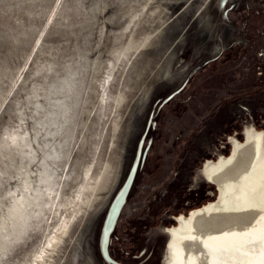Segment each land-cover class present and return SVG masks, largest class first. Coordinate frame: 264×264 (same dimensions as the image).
I'll list each match as a JSON object with an SVG mask.
<instances>
[{
	"label": "rangeland",
	"instance_id": "obj_1",
	"mask_svg": "<svg viewBox=\"0 0 264 264\" xmlns=\"http://www.w3.org/2000/svg\"><path fill=\"white\" fill-rule=\"evenodd\" d=\"M222 1L0 0V167L12 173L0 188V215L10 201L2 191L18 194V173L29 170L34 180L47 164L63 190L55 218L0 264L58 263L202 20ZM13 135L26 140L34 162L21 159ZM87 174L95 184L78 198Z\"/></svg>",
	"mask_w": 264,
	"mask_h": 264
},
{
	"label": "water",
	"instance_id": "obj_2",
	"mask_svg": "<svg viewBox=\"0 0 264 264\" xmlns=\"http://www.w3.org/2000/svg\"><path fill=\"white\" fill-rule=\"evenodd\" d=\"M201 154L218 192L206 183L212 195L175 207L184 181L161 191L165 179L177 163L193 175ZM170 212L188 215L176 225ZM163 224V264H264V0H223L204 17L57 264H148Z\"/></svg>",
	"mask_w": 264,
	"mask_h": 264
},
{
	"label": "bare ground",
	"instance_id": "obj_3",
	"mask_svg": "<svg viewBox=\"0 0 264 264\" xmlns=\"http://www.w3.org/2000/svg\"><path fill=\"white\" fill-rule=\"evenodd\" d=\"M12 142L13 145L19 146L17 152L21 159H26L29 164L35 161L36 155L34 151L29 150L31 147L28 146L24 138L13 135ZM50 152V156L55 155L54 150ZM46 165L42 166L43 169L40 171L42 175L34 180H32L29 170L18 173V177L21 179L18 194H15V190L9 186L2 191L3 196L10 201L9 205L3 206L5 210L1 209L0 257L5 252L13 250L19 243L28 240L34 232L41 231L43 225L48 224L56 216L63 199V190L59 183L61 177L58 172ZM65 166L67 172L71 173L69 165L65 164ZM10 174L12 173L7 164L0 167V188L4 186L5 179ZM94 184L95 181L91 175L87 174L85 182L80 186L78 198L87 193L89 188L92 189ZM0 204H4L3 200H0Z\"/></svg>",
	"mask_w": 264,
	"mask_h": 264
},
{
	"label": "flooded vegetation",
	"instance_id": "obj_4",
	"mask_svg": "<svg viewBox=\"0 0 264 264\" xmlns=\"http://www.w3.org/2000/svg\"><path fill=\"white\" fill-rule=\"evenodd\" d=\"M156 108H157V105H156ZM153 111H154V114L156 115V112H157L156 109H154ZM154 125H155V118H154ZM153 128L154 127H150L148 131H151V129H153ZM212 136L215 137V135H212ZM241 136L243 137V139H245V135L244 134H242ZM208 138H210V137H208ZM226 140H227V144H229L233 148V144L231 142V138H229V139L226 138ZM148 141H150V145H149V148H150L151 147V144H153L155 142V140L152 139V137H150ZM138 142H139V140H138ZM138 142H137V145H138ZM187 145H188V143L184 145L183 150H182L183 152L182 151H179L177 153L178 156H181L180 161L184 157V151H185ZM145 146H142V149H144ZM224 146H222V147H224ZM214 148H215L214 151L212 150L213 153H211L210 155H216V159L218 157H220V156H223L220 153H217V150L219 148V143ZM232 148L230 149V152L232 151ZM148 151H149V149H148ZM148 151H147V153H148ZM208 153H210V152L208 151ZM157 156H159V155H157ZM157 156H155V157H157ZM196 157H195V160L197 159L198 161L195 162V165L192 164V166L187 170V172H189L190 174H193V175H189V174H186V175H182L181 174L180 175L181 169H182L183 166L182 165H179L177 163V166L174 165V167H173L174 169H173L172 173L170 174V176L167 179H165V184L166 185L162 187L161 191L162 190L163 191L166 190L168 187H172V185H175L176 183H179V181H184L183 184L185 186V189H184L185 193H183V195L181 193V191L183 190V187L184 186L182 187V189H181L180 192L178 190H176V192L174 191L176 193V197L173 198L174 199V202H173L172 205H174L175 207L195 205V203L199 199L198 197L202 193L203 194H206L208 196L212 195V191L211 190L204 188V184H206V183H210L211 185H213L214 188H215V190H217V192H218L216 183H214L213 181H211L209 179V177H207L204 174V171H203V161H201L200 164H198V162L200 160L204 159L203 158V155L201 154L200 157L199 156H196ZM146 158H147V155H146L143 163L141 164V166H139V169H138V171L136 173V176H135V179H134L132 188L135 185L136 179H137V177H138V175L140 173V170H141L142 165L144 164ZM155 160H157V158H155ZM213 161H215V160H213ZM158 168H160V166H157L156 163H155V161H154L153 166L151 167V169H152L151 174H154V173L156 174L157 173L156 171L158 170ZM189 176L191 177L190 180H189ZM188 181L190 182L189 184L186 183ZM132 188H131L130 193L128 195L127 201L130 199V194H131ZM188 189H190V192H189ZM172 194L174 195V193H172ZM177 196L178 197L182 196V197L177 198ZM188 212L185 215L184 214H179L178 216H174L172 214V212H170V213H168L166 215L168 216L169 221L175 222L176 225H177V218L179 216H181V215L187 216L188 215ZM146 215H147V212H146ZM142 219H145V216L142 217ZM165 221H167V220H165ZM165 228L166 227L163 224L162 226L157 227L156 229H154L153 232L155 234H153V232H152V236L153 237H151L152 239H150V247H149V251H148L149 252V255L147 256V258H149L151 255H153V257L148 262V264H152L154 261H155V263H153V264H163L164 251H165V247H166L167 240H168L167 232H166V229ZM167 228H169V227H167ZM121 263H123V262H121ZM125 264H130V263H125Z\"/></svg>",
	"mask_w": 264,
	"mask_h": 264
}]
</instances>
